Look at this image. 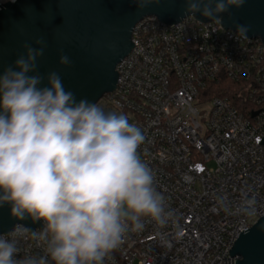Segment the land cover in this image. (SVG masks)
<instances>
[{
  "label": "built area",
  "instance_id": "obj_1",
  "mask_svg": "<svg viewBox=\"0 0 264 264\" xmlns=\"http://www.w3.org/2000/svg\"><path fill=\"white\" fill-rule=\"evenodd\" d=\"M132 44L116 88L97 105L141 129L138 153L173 216L164 227L143 218L104 264H237L230 250L264 217V43L221 20L170 25L152 16L135 26ZM222 80L237 85L231 95L210 96ZM42 229L33 238L17 224L0 238L16 240L18 264H55Z\"/></svg>",
  "mask_w": 264,
  "mask_h": 264
},
{
  "label": "clouds",
  "instance_id": "obj_2",
  "mask_svg": "<svg viewBox=\"0 0 264 264\" xmlns=\"http://www.w3.org/2000/svg\"><path fill=\"white\" fill-rule=\"evenodd\" d=\"M153 2L138 0L140 7ZM185 2L190 15L220 20L244 0ZM39 55L42 49L29 48L27 58L16 61L19 71L0 76V205L10 204L18 219L43 221L38 238L55 264H104L126 232L144 229L143 218L164 227L173 213L138 153L141 129L123 114L77 102L56 73L49 75L50 87L39 88L41 78L27 75ZM22 231L17 226L13 235ZM17 251L15 239L0 238V264H18Z\"/></svg>",
  "mask_w": 264,
  "mask_h": 264
},
{
  "label": "water",
  "instance_id": "obj_3",
  "mask_svg": "<svg viewBox=\"0 0 264 264\" xmlns=\"http://www.w3.org/2000/svg\"><path fill=\"white\" fill-rule=\"evenodd\" d=\"M214 6V5H213ZM185 0H154L140 7L138 0H17L0 5V76L16 61L27 58L28 49L40 51L35 68L27 73L39 76V88L50 87L49 75L56 73L66 92L76 101L97 104L114 91L118 81L117 66L133 48L132 33L145 17H157L173 25L193 16L212 22L200 13L190 15ZM219 19L228 30L264 43V0H244L240 7H230ZM39 41V43H38ZM67 57L68 63H61ZM22 224L31 230L43 228L40 221L11 215V205H0V234ZM34 238V237H33ZM231 255L237 264H264V217L240 234Z\"/></svg>",
  "mask_w": 264,
  "mask_h": 264
},
{
  "label": "trees",
  "instance_id": "obj_4",
  "mask_svg": "<svg viewBox=\"0 0 264 264\" xmlns=\"http://www.w3.org/2000/svg\"><path fill=\"white\" fill-rule=\"evenodd\" d=\"M237 85L231 83L227 80H222L221 82L214 83L209 86L208 93L210 96H229Z\"/></svg>",
  "mask_w": 264,
  "mask_h": 264
}]
</instances>
